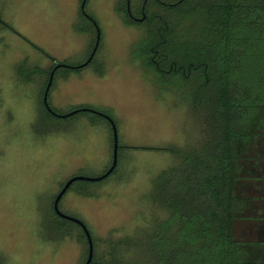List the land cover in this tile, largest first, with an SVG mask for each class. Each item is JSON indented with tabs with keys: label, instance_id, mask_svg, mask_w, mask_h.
Here are the masks:
<instances>
[{
	"label": "rangeland",
	"instance_id": "1",
	"mask_svg": "<svg viewBox=\"0 0 264 264\" xmlns=\"http://www.w3.org/2000/svg\"><path fill=\"white\" fill-rule=\"evenodd\" d=\"M81 1L0 0V21L53 58L0 23V264H82L85 258L74 234L52 239L42 220L70 176H99L109 167L111 127L84 112L54 120L53 132L46 131L50 124H38L54 62L79 65L91 52L89 34L74 29L81 22ZM118 1L87 0L85 10L100 31L94 61L66 78L56 74L48 92L49 104L59 113L73 107L109 110L116 124L115 173L93 184L94 196L72 188L59 203L99 239L110 232L132 234L166 216L152 198V180L179 163L169 148L193 147L201 131L188 106L170 92L156 91L133 60L132 45L142 31L123 23L115 10ZM141 1L131 0L134 6ZM24 59L25 73L19 74L17 65Z\"/></svg>",
	"mask_w": 264,
	"mask_h": 264
},
{
	"label": "trees",
	"instance_id": "2",
	"mask_svg": "<svg viewBox=\"0 0 264 264\" xmlns=\"http://www.w3.org/2000/svg\"><path fill=\"white\" fill-rule=\"evenodd\" d=\"M142 5L145 17L136 22L129 14L141 17ZM115 10L125 25L142 31L132 45L133 60L156 91L170 92L188 106L201 131L193 147L169 148L179 163L152 180V198L166 216L120 237L110 232L99 239L90 231V264H264V0H142L137 6L130 0L129 9L127 0H119ZM86 14L80 10L74 29L88 33L93 48L95 20ZM93 61L94 56L85 66ZM25 63H18L19 74L25 73ZM79 65L56 61L53 78H66L84 67ZM42 98L38 124H50L46 131L53 132L54 120L62 117ZM82 112L106 120L87 110L67 117ZM99 112L113 119L109 110ZM107 178L77 180L68 190L94 196L93 184ZM52 204L43 229L52 239L74 234L86 258L82 228L59 217Z\"/></svg>",
	"mask_w": 264,
	"mask_h": 264
},
{
	"label": "water",
	"instance_id": "3",
	"mask_svg": "<svg viewBox=\"0 0 264 264\" xmlns=\"http://www.w3.org/2000/svg\"><path fill=\"white\" fill-rule=\"evenodd\" d=\"M86 1L87 0H82L81 4H80V10L85 15H87L86 14V10H85ZM129 5H130V0H127L128 9H129ZM94 25H95V29H96L95 44H94V46H93L88 58L83 63H81L79 66H85L86 64H88L92 60L93 56L95 55V53L97 51V48H98V45H99V42H100V31H99L98 25L96 24L95 21H94ZM60 65L64 66L65 64H60ZM55 69H56V67L50 72L48 81L46 83V86H45V89H44V92H43L42 100H43V103H44L45 107L52 114L58 115L60 117H66V116H69V115H73L74 113H76L78 111H86V110L90 111V112H93V113H96V114H99V115L103 116L108 121V123H109V125L111 127V131H112V160H111V164L109 165V167L102 174H100L99 176H94V177L83 176V175H72V176H70L64 182V184L62 185L60 190L56 193V195H55V197L53 199V204H52L54 212L59 217L67 219V220L72 221V222H75L76 224H78L82 228L83 232L86 235L87 243H88L87 255H86V258H85L83 264H90L91 261H92V257H93V241H92L91 234H90V231H89L88 227L78 217H75L73 215H70V214H67V213H64L63 211H61V209L59 208V203H60V200L62 199L63 195L67 192V190L69 189L70 185L73 182H75L77 180L100 181V180H102L104 178H107L114 171V169L116 168L117 163H118V133H117L116 124H115L114 120L111 117H109L105 113L93 110L91 108H85V107L77 108V109H74V110L70 111L69 113H65V114H57V113H55L54 111L51 110V108H50V106L48 104V92H49V89H50V86H51V83H52V80H53V73H54Z\"/></svg>",
	"mask_w": 264,
	"mask_h": 264
},
{
	"label": "flooded vegetation",
	"instance_id": "4",
	"mask_svg": "<svg viewBox=\"0 0 264 264\" xmlns=\"http://www.w3.org/2000/svg\"><path fill=\"white\" fill-rule=\"evenodd\" d=\"M143 9H144V5L141 6V11H140V14L142 15L141 17L140 16H133L132 14H129L130 17L136 21V22H139L140 20H142L144 17H145V14H143ZM130 13V12H129Z\"/></svg>",
	"mask_w": 264,
	"mask_h": 264
}]
</instances>
